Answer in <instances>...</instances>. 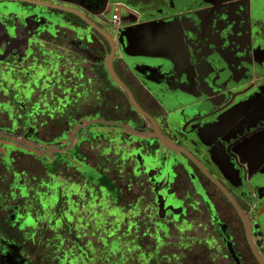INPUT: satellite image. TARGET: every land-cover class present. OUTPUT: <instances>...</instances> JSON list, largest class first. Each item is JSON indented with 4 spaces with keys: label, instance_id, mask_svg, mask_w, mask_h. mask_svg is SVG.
<instances>
[{
    "label": "flooded vegetation",
    "instance_id": "af4514ba",
    "mask_svg": "<svg viewBox=\"0 0 264 264\" xmlns=\"http://www.w3.org/2000/svg\"><path fill=\"white\" fill-rule=\"evenodd\" d=\"M0 264H264V0H0Z\"/></svg>",
    "mask_w": 264,
    "mask_h": 264
},
{
    "label": "rangeland",
    "instance_id": "374dc122",
    "mask_svg": "<svg viewBox=\"0 0 264 264\" xmlns=\"http://www.w3.org/2000/svg\"><path fill=\"white\" fill-rule=\"evenodd\" d=\"M72 234L74 235V233H72ZM118 236H119V235H118ZM69 239H70V238H69ZM100 244H101V246H104V244H103L102 242H101ZM100 249H101L102 252L105 251L102 247H101ZM105 252H106V251H105ZM108 260H109V259L107 258V261H108ZM109 261L114 262V259L112 258V259H110Z\"/></svg>",
    "mask_w": 264,
    "mask_h": 264
},
{
    "label": "built area",
    "instance_id": "2783aa9c",
    "mask_svg": "<svg viewBox=\"0 0 264 264\" xmlns=\"http://www.w3.org/2000/svg\"><path fill=\"white\" fill-rule=\"evenodd\" d=\"M116 18H117L116 14L112 16V20H116Z\"/></svg>",
    "mask_w": 264,
    "mask_h": 264
},
{
    "label": "water",
    "instance_id": "95a60500",
    "mask_svg": "<svg viewBox=\"0 0 264 264\" xmlns=\"http://www.w3.org/2000/svg\"><path fill=\"white\" fill-rule=\"evenodd\" d=\"M111 76L113 77L112 73H111ZM114 77H115V76H114ZM114 77H113V78H114ZM115 80H116V78H115Z\"/></svg>",
    "mask_w": 264,
    "mask_h": 264
}]
</instances>
